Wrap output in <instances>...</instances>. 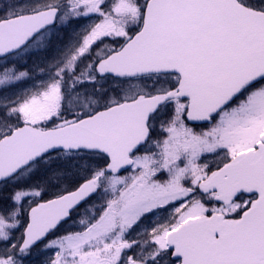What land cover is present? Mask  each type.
Here are the masks:
<instances>
[{
    "label": "snow or ice",
    "instance_id": "obj_1",
    "mask_svg": "<svg viewBox=\"0 0 264 264\" xmlns=\"http://www.w3.org/2000/svg\"><path fill=\"white\" fill-rule=\"evenodd\" d=\"M0 264H264V0H0Z\"/></svg>",
    "mask_w": 264,
    "mask_h": 264
}]
</instances>
